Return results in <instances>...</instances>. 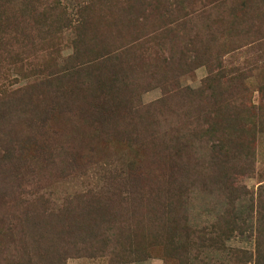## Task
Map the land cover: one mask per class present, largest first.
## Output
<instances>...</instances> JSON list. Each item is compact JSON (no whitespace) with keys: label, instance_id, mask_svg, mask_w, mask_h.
Returning <instances> with one entry per match:
<instances>
[{"label":"rangeland","instance_id":"374dc122","mask_svg":"<svg viewBox=\"0 0 264 264\" xmlns=\"http://www.w3.org/2000/svg\"><path fill=\"white\" fill-rule=\"evenodd\" d=\"M263 207L264 0H0V264H264Z\"/></svg>","mask_w":264,"mask_h":264},{"label":"trees","instance_id":"16d2710c","mask_svg":"<svg viewBox=\"0 0 264 264\" xmlns=\"http://www.w3.org/2000/svg\"><path fill=\"white\" fill-rule=\"evenodd\" d=\"M250 206H252L251 204H250ZM258 210V209H257ZM257 219H258V221H257V224H256V231H257V238L259 237L260 238V234L262 235V233H263V227H264V207L261 209V210H259L258 211V213H257ZM217 234V236H215V237H213L212 238V240H210V245H213V246H217L218 244H220V240H219V235L221 236V234L219 233V232H216ZM218 233H219V235H218ZM209 240V239H208ZM207 240V241H208ZM260 240V239H259ZM258 241V240H257ZM256 241V242H257ZM256 242H255V244H256ZM259 246L260 245H258V243H257V250L259 249ZM184 257H182V259H183ZM264 259V258H263ZM179 264H181V263H179Z\"/></svg>","mask_w":264,"mask_h":264}]
</instances>
